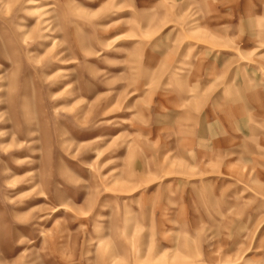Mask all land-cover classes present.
I'll use <instances>...</instances> for the list:
<instances>
[{
    "label": "rangeland",
    "instance_id": "1",
    "mask_svg": "<svg viewBox=\"0 0 264 264\" xmlns=\"http://www.w3.org/2000/svg\"><path fill=\"white\" fill-rule=\"evenodd\" d=\"M0 264H264V0H0Z\"/></svg>",
    "mask_w": 264,
    "mask_h": 264
}]
</instances>
